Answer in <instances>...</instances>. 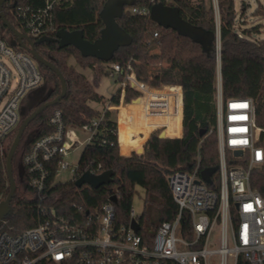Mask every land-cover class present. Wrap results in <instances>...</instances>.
<instances>
[{"label": "trees", "instance_id": "trees-1", "mask_svg": "<svg viewBox=\"0 0 264 264\" xmlns=\"http://www.w3.org/2000/svg\"><path fill=\"white\" fill-rule=\"evenodd\" d=\"M105 1L55 0L49 27L41 35L31 37V42L24 41L27 47H33L41 56L59 68L66 80L67 92L56 104L40 112L24 131L13 159L16 193L0 224V231L7 230L16 235L36 226L44 217L39 207L38 197L35 194L34 196L26 194V192H33V188L23 159L35 141L54 130L51 118L55 111L60 110L66 129H82L84 124L91 122L102 113V109H97L90 102H103V96L98 93L97 88L102 78L110 75L111 64L119 63L125 66L132 60L139 78L150 80L148 75L136 66L134 58H138L139 53L146 52L161 38L164 39L139 58L147 60L151 57L166 55L165 63L171 60L172 67L167 66L165 72L158 67L150 70L154 75L164 76V78H153L151 83L157 85L175 81L182 83L183 135L161 138L159 133L154 131L148 138L143 153L133 150L130 155H124L120 152L115 112L112 109L105 110L94 140L84 145L75 169V178L87 170L101 173L104 170L113 169L115 171L113 182L99 188H93L87 184L78 187L74 184V179L68 182H57L55 178L59 171L58 162L61 159L58 156L50 164L51 173L47 178L46 186L47 199L42 202L43 206L48 208L53 206L59 216L83 221L89 216L97 215L101 206L113 194H116L118 199L115 204L116 222L128 224L131 218L134 188L140 185L146 190V206L150 211H147L146 207L139 217V223L141 233L150 240L158 226L164 221L173 220L177 213L178 207L169 187L168 175L176 170L191 171L198 162L200 171L205 168L217 167L218 169L216 79L219 69L224 97L253 98L257 124L264 128V38H251V34L257 28L244 29L242 34L238 31L236 0H216L218 12L213 0H163L167 4L179 7L182 16L191 23L215 33L219 32L220 62L216 38L210 43V48H205L201 42L179 35L181 45L175 36L165 38L176 33L173 29L157 25L148 14L132 12L133 6H146L150 0H135L134 5L125 6L122 17L117 21L133 40L129 45L120 47L110 61L94 56H83L73 45L60 47L57 31L61 28L81 29L85 38L90 41L100 37L104 27L100 12ZM45 3L46 0H5L3 11L14 28L27 34L24 12L30 15V12L44 7ZM261 7L262 3L253 15L263 16L264 10L261 11ZM0 21L2 28L5 29V35H3L8 37L11 44L16 37L3 23L1 17ZM156 31L159 32L158 37H155ZM13 47L29 51L23 45ZM172 54L174 56L170 58ZM70 58H74L79 67L90 68L92 77L88 78L85 73L71 64ZM144 63L142 62L143 66ZM39 67L44 76L43 83L30 90L24 97L20 106L21 121L7 136L6 139L11 138V140L6 144V150L11 146L22 121L39 106L62 92L59 74L42 63H39ZM121 78L122 75H120ZM137 94L136 91L128 88L125 101L130 102ZM120 98L121 89H118L110 98V102L119 104ZM181 118L182 116H174L169 119V124H177V127L169 129L168 132H174L168 136L179 134ZM147 127L151 129L153 126ZM103 138L106 139V143H100ZM261 143L264 145V132L261 135ZM6 157L5 153L0 152V199L7 197L10 191ZM18 157L20 160L16 166ZM16 177L20 184H23V191L19 189ZM218 177L216 170L208 185L217 188ZM253 184L264 195V167L262 171L254 172ZM36 264L55 263L40 260ZM241 264H244L242 258Z\"/></svg>", "mask_w": 264, "mask_h": 264}, {"label": "built area", "instance_id": "built-area-1", "mask_svg": "<svg viewBox=\"0 0 264 264\" xmlns=\"http://www.w3.org/2000/svg\"><path fill=\"white\" fill-rule=\"evenodd\" d=\"M158 1L163 0H150L148 5L133 6L131 10L150 15L151 5ZM213 1L218 12L217 1ZM54 2L46 0L44 7L30 15L24 12L29 38L41 35L49 27ZM158 36L156 31L155 37ZM216 42L220 62L219 32ZM136 62L137 57L134 58L137 66ZM110 68V76L120 83V103L104 102L100 116L82 126L87 134L85 144L94 140L105 110L116 109L120 116V107L136 100L141 101L139 115L143 125L140 134L147 133L148 125L153 126L148 132L150 135L154 131H164L169 126V119L179 112L183 128L184 101L180 81L153 84L149 73L145 74L150 80H143L132 60L125 66L113 63ZM43 80L38 60L30 51L16 49L9 43L0 21V142L17 128L24 97ZM128 88L138 93L130 102L125 101ZM216 116L217 188L210 187L201 177L199 162L191 171L171 172L168 183L178 207L177 213L173 220L162 222L149 240L141 233V228L137 231L131 226L132 219L139 222L134 210L130 212L128 224L116 222V203L111 198L97 215L83 221L59 216L53 206L42 205L47 199L50 164L59 156V170L67 167L65 158L77 142L69 136L61 112L56 110L51 118L54 130L35 141L23 159L44 217L36 226L16 235L7 230L0 231V264H36L40 260L55 264H211L213 254L220 255L219 264H229V257L233 258L234 264H241V258L244 264H264V195L253 184L254 172L264 167V145L261 143L264 128L257 124L253 98L224 97L220 69L216 79ZM116 119L118 123L119 117ZM133 125L132 122L130 126ZM117 132L119 136L118 129ZM106 142L105 138L100 141ZM119 147L123 150L120 141ZM237 150L242 154L235 155ZM216 225L220 230V247L212 249L208 244Z\"/></svg>", "mask_w": 264, "mask_h": 264}, {"label": "water", "instance_id": "water-1", "mask_svg": "<svg viewBox=\"0 0 264 264\" xmlns=\"http://www.w3.org/2000/svg\"><path fill=\"white\" fill-rule=\"evenodd\" d=\"M4 2L5 0H0V17L2 18L3 23L12 30L16 37L11 44L13 46L23 45L30 51L39 63L54 69L61 78L62 92L54 99L39 106L29 116H27L22 121L17 131L15 139L6 157V168L10 183V191L6 199L0 203V224L7 214L11 200L16 193V182L13 174V159L26 127L38 116L40 112L47 107L56 104L65 96L67 92V83L59 68L41 56L33 47L29 48L25 45V40L30 42L31 40L26 33L17 30L9 22L3 11ZM134 4L135 0H106L100 12L101 18L104 22V27L101 30L99 38L95 41H90L85 38L84 32L81 29L68 30L66 28H61L57 31L59 46L65 47L73 45L82 53L83 56H94L105 61H110L120 47L129 45L133 40L132 36L120 26L117 19L122 17L125 6H132ZM150 17L157 25L164 28H171L177 33V35L189 37L195 42H201L205 48H210V43L217 35L214 31L206 30L201 26L191 23L182 16L179 7L167 4L164 1H158L151 5ZM159 136L161 138L167 137L163 135V132H161ZM136 151L138 153H142L144 148H138ZM240 154H242L241 151H235V155ZM216 170L217 167L205 168L201 171V177L205 181L210 182L211 176L216 172ZM114 174L115 171L113 169L104 170L101 173H94L87 170L74 180V184L78 187H82L84 184H87L93 188H99L102 185L111 184L114 180ZM111 200L116 203L118 200L117 195L113 194ZM131 226L137 231L141 228L140 223L135 218L132 219Z\"/></svg>", "mask_w": 264, "mask_h": 264}, {"label": "rangeland", "instance_id": "rangeland-1", "mask_svg": "<svg viewBox=\"0 0 264 264\" xmlns=\"http://www.w3.org/2000/svg\"><path fill=\"white\" fill-rule=\"evenodd\" d=\"M260 3H262V7L260 10L263 11L264 10V0H237V16H238L237 29L241 34H242L244 29L257 28V29H254L255 32H253L251 34V38H255V39L264 38V14L262 13L263 16H260V17L253 15V12L256 10V8L259 6ZM2 32L5 35V29L4 28H2ZM172 36H175L178 39V41L180 42V44L182 45V42L179 38V35H177V33L171 34L165 38L172 37ZM180 48H181V46L179 47V49ZM142 53H144V52L139 53V55ZM161 56L162 55H159L157 57H151V58H148L147 60H143L144 62H147V64H148L147 65L148 71L152 70L154 67H157L156 66L157 63L162 62ZM172 56H174V54L170 55V58ZM71 59L72 58H70L69 62L71 64L75 65V67H77L78 65ZM164 66H165V64H164ZM79 69L81 71H83L85 74H87L88 77H90L92 75V70L90 68L81 69L79 67ZM143 73L145 74L144 71H143ZM119 87H120V83L116 77H112L110 75L104 76L101 80L99 87L97 88L98 93L101 96H103V102L91 101L90 104L94 107H97V108L98 107L103 108L104 102L109 101L110 98L112 97V95L119 89ZM114 115L116 118H118L116 112L114 113ZM180 115H181V113L179 112L177 117H180ZM120 124L122 125L123 130H125V124L123 122H120ZM130 130L133 131V133H134V127L130 128ZM76 132L79 135L80 141L78 143H76L69 150V153L65 158V161L69 165L58 171L56 178H55V181H57V182H59V181L60 182H68V181L73 180V178L75 177V168L79 162L80 156L82 154V151H83V148L85 145L84 139L87 136L86 132L84 131L85 132V134H84L82 129L76 130ZM161 132L162 131H160L158 133L160 134ZM181 135H183V128H182ZM14 139H13V141H14ZM9 140H11V138H8L6 140L4 139L2 142H0V150H2L6 155H8V152H9L10 147H11L10 146L9 149L6 150V144L8 143ZM13 141H12V143H13ZM81 141H83V142H81ZM133 145H136V144L133 142ZM127 147H128V144L125 143L124 149ZM140 148H144V150H145V146L140 147ZM120 152L122 153L123 150L120 149ZM122 154L126 155L125 153H122ZM130 154L131 153H128L127 155H130ZM19 160H20V158L18 157L16 166L19 164ZM257 171H262V168L257 169L255 172H257ZM16 174H17V169H16ZM16 178L18 180V177H16ZM17 183H18L19 189L21 191H23L24 190L23 184H20L19 180L17 181ZM26 194L28 196H34V192H31V193L26 192ZM5 199H6V197H3L2 199H0V202L4 201ZM146 202L147 201H146V190H145V188L140 186V185H136L134 188V194H133V198H132V210H134L137 217H141V215L143 214L144 210L147 207ZM147 211H150V209L148 207H147ZM149 214H151V213H149ZM232 244H233L232 240L230 239L229 245L231 246ZM208 247L212 248V249L220 247V230H219L218 225L215 226V230H214L213 235L210 239ZM219 261H220V255L219 254H213L210 257V263L211 264H219ZM228 263L234 264V260L232 257H229Z\"/></svg>", "mask_w": 264, "mask_h": 264}, {"label": "crops", "instance_id": "crops-1", "mask_svg": "<svg viewBox=\"0 0 264 264\" xmlns=\"http://www.w3.org/2000/svg\"><path fill=\"white\" fill-rule=\"evenodd\" d=\"M236 6H237V0H236ZM154 45H157V44L151 45L150 48H152ZM147 51L144 52V53H142V54H140V55H138L137 62H136L137 63V66L142 70V72L144 71L145 73H149L153 78H164V76L154 75L150 71H148L147 70L148 69L147 68V65H148L147 62H145L144 63V66H143L142 62H144L143 61L144 59H140L139 57H141L142 55H145L147 53ZM161 57H162V62L157 63L156 66L159 68V70L165 72V69H166L167 66L169 68L172 67V63H171V60L170 59H169L168 63H165V61L167 59L166 55H163ZM71 60H73L76 63V60L74 58H72ZM164 64H165V66H164ZM77 68L79 69V65L77 66ZM154 68H156V67H154ZM81 69H83V68H81ZM85 75L87 76V74H85ZM167 76H165V77H167ZM91 77H92V75L90 77H88V78H91ZM128 106H130V108ZM101 108L102 107H98L97 109H100L101 110ZM140 108H141V101L136 100L134 103L122 105L120 107V110H121L120 116L117 114V116L119 117V121H118L119 141H120V144H121V147L123 148V150L126 151L125 152L126 155L128 153H131L133 150L136 151L138 148L145 146L148 138L150 137V133H141V134L139 133L140 132L139 131L140 126L143 125L142 118L139 115ZM113 110L117 113V110L116 109H113ZM128 116L131 117V119H130L131 121L129 120ZM180 117H181V115H180ZM120 122H123L125 124V130H123L122 125L120 124ZM132 122L134 123V125L133 126H130V124ZM133 127H134V133H133V131L130 130V128H133ZM176 127H177V124H171L170 123L169 126H168V128L165 129L167 132L165 130L163 131V135L164 136H168L169 133H173L174 131L173 132H168V130L169 129H174ZM180 128L181 129H180L179 134L178 135H174V136H179V137L182 136L181 135V133H182V118H181V126H180ZM76 130L77 129H69V136H71V138H73V139H76L77 140L76 143H78L80 141V138H79V135L77 134ZM145 130H146V132H149L150 131V129H148V127H146ZM84 134H85V132H84ZM138 139H141V140L139 142H137L136 140H138ZM81 142H83V141H81ZM133 142L136 145H133ZM125 143L128 144V147L124 149V144Z\"/></svg>", "mask_w": 264, "mask_h": 264}, {"label": "bare ground", "instance_id": "bare-ground-1", "mask_svg": "<svg viewBox=\"0 0 264 264\" xmlns=\"http://www.w3.org/2000/svg\"><path fill=\"white\" fill-rule=\"evenodd\" d=\"M128 118H129V120L131 119V117L130 116H128ZM131 121V120H130ZM163 132V131H162Z\"/></svg>", "mask_w": 264, "mask_h": 264}]
</instances>
